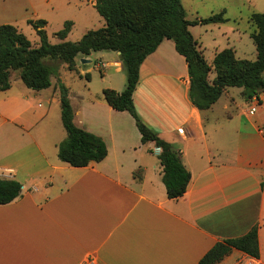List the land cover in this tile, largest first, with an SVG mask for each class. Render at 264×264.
Here are the masks:
<instances>
[{"label":"crops","instance_id":"crops-1","mask_svg":"<svg viewBox=\"0 0 264 264\" xmlns=\"http://www.w3.org/2000/svg\"><path fill=\"white\" fill-rule=\"evenodd\" d=\"M204 25L198 37L190 29L209 63L226 47L242 58L230 43L241 36L238 27ZM76 62L74 70L62 63L49 87L32 89L13 72L11 87L0 91V136L16 138L0 149V176L22 185L17 198L0 204V264H198L217 241L255 224L260 256L234 248L216 264L249 258L264 264V92L252 113L254 100L239 87L245 102L231 93L224 115H217L223 94L207 110L191 102L187 61L172 39L144 59L133 93L136 111L180 150L191 172L186 192L175 199L167 195L154 143H143L134 117L104 97L106 87H126L121 53L98 50ZM215 75L212 70L210 81ZM76 76L82 91L72 88ZM59 82L68 88L75 124L105 140L103 160L74 166L59 158L67 135Z\"/></svg>","mask_w":264,"mask_h":264},{"label":"trees","instance_id":"trees-1","mask_svg":"<svg viewBox=\"0 0 264 264\" xmlns=\"http://www.w3.org/2000/svg\"><path fill=\"white\" fill-rule=\"evenodd\" d=\"M94 6L104 18L105 25L86 31L76 41L65 40L72 28V20H66L64 26L55 32L62 39L55 43L49 40L45 19L29 20L39 36L37 45L16 25L0 24V91L11 87L14 71L18 70L28 87L40 90L51 85L52 76L58 74L62 63L71 70L76 69L78 55L88 56L98 50L119 51L127 73V84L122 91L104 88V97L113 108L126 110L134 117L143 143L153 142L159 147L158 158L167 195L177 199L186 192L191 172L184 165L180 150L146 125L136 111L133 93L139 80L140 65L163 39L169 38L187 61L189 98L196 107L209 109L228 87H241L244 98L250 100L264 92V11H255L250 16L255 25L251 33L257 51L255 59L238 58L233 47H226L209 63L190 26L225 22L224 11L191 20L187 18L182 0H95ZM212 70L216 75L210 81ZM59 88L62 123L67 133L58 145L59 158L74 166L103 160L108 153L105 140L75 124L68 88L62 82H59ZM21 187L16 179L0 176V204L17 198ZM258 232L259 225L255 224L241 236L217 241L198 264H216L234 248L259 257Z\"/></svg>","mask_w":264,"mask_h":264},{"label":"rangeland","instance_id":"rangeland-1","mask_svg":"<svg viewBox=\"0 0 264 264\" xmlns=\"http://www.w3.org/2000/svg\"><path fill=\"white\" fill-rule=\"evenodd\" d=\"M92 1L93 0H0V24L11 23L16 25L34 44L39 41V36L33 25L29 23V20L45 19L47 21L46 30L49 40L55 43L58 42V37L55 35V32L64 26L66 20H72L73 27L67 40L76 41L80 39L86 31L97 29L105 25L104 18L98 13ZM182 3L186 9L187 18L191 20L196 17H207L212 13L224 11L227 21L222 22V28H225L224 26H234L241 30V36L237 37L239 39L236 41L231 39L230 41L231 46L235 45L237 47V55L242 58H256V47L251 37V32L255 29V25L251 22L250 16L255 11H264V0H182ZM204 24L208 23L194 24V33L196 36L204 32ZM211 28H215L214 32H217V28L219 27ZM212 34L213 33L210 31L204 33L205 45L208 47L209 51H211L213 43L215 44V42L212 41ZM218 39L220 41L224 40L222 37H218ZM202 49H205L203 45ZM60 67L58 69V74L59 71H62ZM17 76H20L18 70L14 71L13 78ZM73 87L76 91H82L84 89L83 80L76 76L72 88ZM238 90L239 87H230L227 93H223L219 103L214 107V114L224 115L225 112L222 109V104L225 100L229 99L231 93H234L236 99L240 98L245 102V99L241 98L237 92ZM15 140L16 138L8 133L1 135L0 149L4 146V142L11 144V142L13 143Z\"/></svg>","mask_w":264,"mask_h":264},{"label":"built area","instance_id":"built-area-1","mask_svg":"<svg viewBox=\"0 0 264 264\" xmlns=\"http://www.w3.org/2000/svg\"><path fill=\"white\" fill-rule=\"evenodd\" d=\"M252 100H254V103L251 106L250 111L253 113L256 110V105L259 102V97L258 96H253ZM239 263H244V264H261V262L257 261L254 258L241 259V260H239Z\"/></svg>","mask_w":264,"mask_h":264},{"label":"water","instance_id":"water-1","mask_svg":"<svg viewBox=\"0 0 264 264\" xmlns=\"http://www.w3.org/2000/svg\"><path fill=\"white\" fill-rule=\"evenodd\" d=\"M81 60H82V62H84V61H89V60L86 59V58H82ZM156 153H157V154L159 153V147H156Z\"/></svg>","mask_w":264,"mask_h":264}]
</instances>
